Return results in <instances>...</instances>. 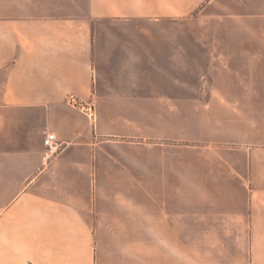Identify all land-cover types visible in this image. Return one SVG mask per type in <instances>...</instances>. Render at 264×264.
I'll return each mask as SVG.
<instances>
[{"label": "crops", "instance_id": "crops-1", "mask_svg": "<svg viewBox=\"0 0 264 264\" xmlns=\"http://www.w3.org/2000/svg\"><path fill=\"white\" fill-rule=\"evenodd\" d=\"M196 11L199 22L204 12L228 23V35L185 45L229 62V130L203 132L199 118L197 140L224 146L185 150V189L197 191L185 194L179 222L159 218L157 198L143 197L174 187L167 179L174 151L144 142L150 136L130 125L141 127L140 118L121 111L140 109L141 101L110 87L125 60L100 52L93 19ZM68 94L94 101L97 120L71 106ZM48 132L66 147L44 167ZM169 236L185 244L175 250L147 241ZM0 264H264V0H5Z\"/></svg>", "mask_w": 264, "mask_h": 264}, {"label": "rangeland", "instance_id": "rangeland-1", "mask_svg": "<svg viewBox=\"0 0 264 264\" xmlns=\"http://www.w3.org/2000/svg\"><path fill=\"white\" fill-rule=\"evenodd\" d=\"M2 4L5 0H0V6ZM198 16L196 11L188 18L93 19L95 42L100 52L110 50L114 54L118 51L117 57L125 60L122 68L114 70L109 78L110 87L113 92L119 91L120 97H139L137 100L141 101L140 109L123 108L121 111L140 118L136 121H141V127L130 125H135L136 132L143 136H150L147 140L142 137L144 142L174 151L173 174L169 173L167 178L174 182V187L146 189L143 197L157 198L159 209H163L158 212L159 218L169 216L179 222L185 220V194L192 196L197 191L185 189V167L182 168L185 150L215 145L197 140L199 118L203 132L213 127L223 133L229 130V62L211 60L207 54L189 53L190 46L185 45V39L228 35L224 28L228 23L220 16L205 18L204 12L199 22ZM222 145L224 143L220 142L215 146ZM155 239L158 245H173L175 250L185 244V237L181 236L147 238V241L153 243ZM174 254L181 255V252Z\"/></svg>", "mask_w": 264, "mask_h": 264}, {"label": "built area", "instance_id": "built-area-1", "mask_svg": "<svg viewBox=\"0 0 264 264\" xmlns=\"http://www.w3.org/2000/svg\"><path fill=\"white\" fill-rule=\"evenodd\" d=\"M67 102L76 108L84 111L94 122L96 121L97 110L91 100H82L75 94H68ZM45 149L42 154L44 167L49 166L53 160L65 149L66 143L61 141L54 132H48L44 138Z\"/></svg>", "mask_w": 264, "mask_h": 264}]
</instances>
